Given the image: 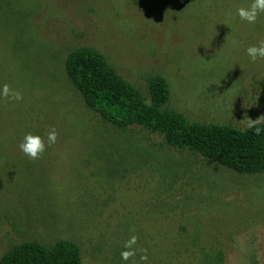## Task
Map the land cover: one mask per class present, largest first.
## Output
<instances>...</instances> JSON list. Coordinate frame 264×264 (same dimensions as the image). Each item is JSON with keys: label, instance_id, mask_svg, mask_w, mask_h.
<instances>
[{"label": "rangeland", "instance_id": "374dc122", "mask_svg": "<svg viewBox=\"0 0 264 264\" xmlns=\"http://www.w3.org/2000/svg\"><path fill=\"white\" fill-rule=\"evenodd\" d=\"M251 3L0 0V88L23 95L0 96V258L70 240L81 264H264V173L105 121L65 70L70 51L91 47L147 101L149 78L165 77L167 107L191 121L264 123V58L246 53L264 40V13L237 14ZM28 132L45 140L39 159L19 149ZM133 225L146 261L121 260Z\"/></svg>", "mask_w": 264, "mask_h": 264}, {"label": "trees", "instance_id": "16d2710c", "mask_svg": "<svg viewBox=\"0 0 264 264\" xmlns=\"http://www.w3.org/2000/svg\"><path fill=\"white\" fill-rule=\"evenodd\" d=\"M65 70L86 105L119 127L140 126L174 148L188 149L238 173H264V123L247 128L191 121L168 108L170 87L160 74L148 80L150 100L91 47L70 51ZM260 131L257 132L256 129ZM0 264H81L78 245L59 240L47 247L36 241L13 246Z\"/></svg>", "mask_w": 264, "mask_h": 264}, {"label": "clouds", "instance_id": "9594fccd", "mask_svg": "<svg viewBox=\"0 0 264 264\" xmlns=\"http://www.w3.org/2000/svg\"><path fill=\"white\" fill-rule=\"evenodd\" d=\"M260 13H264V0H252V3L248 7H239L237 14L243 21H247L249 24H255ZM235 43V42H234ZM247 55L254 63L258 58H264V40L259 42V45H250L246 49ZM0 96L5 99H12L20 101L23 99V95L20 91L13 90L9 84H3L0 88ZM259 120H254L253 124L259 123ZM257 132L260 130L257 128ZM57 139V132L55 128H52L47 133L48 145L54 144ZM45 140L38 134L28 132L24 135L22 142L19 144V149L22 153L28 156L30 159H39L41 154L45 151ZM130 232L133 233L124 242L123 249L121 250V260L129 261L135 257L137 253H141L140 260L146 261L148 259L147 250L144 248H136L135 245L138 241V236L135 234V226L130 228Z\"/></svg>", "mask_w": 264, "mask_h": 264}]
</instances>
